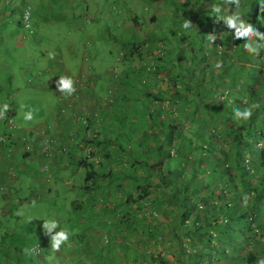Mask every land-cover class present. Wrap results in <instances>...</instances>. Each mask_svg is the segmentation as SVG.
<instances>
[{
	"label": "trees",
	"instance_id": "1",
	"mask_svg": "<svg viewBox=\"0 0 264 264\" xmlns=\"http://www.w3.org/2000/svg\"><path fill=\"white\" fill-rule=\"evenodd\" d=\"M192 1L188 9L193 12L177 11L179 20L192 22L190 28L176 31L173 38L164 34L131 42L123 54V60L131 61L128 78L137 72L134 60L157 78L156 87L140 81V96L125 93L114 101L122 110L131 99L143 105L149 99V108L157 105L160 115L155 109L145 113L153 123L150 136L144 131L138 144L125 143L123 126L71 165L86 168L80 187L88 195L74 200L72 208L87 212L88 223L103 231L100 237L95 232L94 244L84 251L87 256L106 253L98 248L104 235L122 238L126 245L142 228L154 240L155 225L163 228L162 243L173 260L157 247L152 264H257L264 258V49L259 55L249 53L243 47L247 41L236 39L234 30L217 21L218 15L239 13L264 33V0H239L238 5ZM215 6L221 8L219 14ZM210 34L216 36L214 42ZM253 104L258 107L250 119L234 118V108ZM119 118L123 122L115 113V123ZM51 153L43 155L47 159Z\"/></svg>",
	"mask_w": 264,
	"mask_h": 264
},
{
	"label": "rangeland",
	"instance_id": "2",
	"mask_svg": "<svg viewBox=\"0 0 264 264\" xmlns=\"http://www.w3.org/2000/svg\"><path fill=\"white\" fill-rule=\"evenodd\" d=\"M193 4L192 0H169V3L164 0H0L2 106L5 103L10 105L16 123L20 119L25 122V125L22 123L24 126H33L41 115L39 122L48 124L56 103H60L59 116H62L67 113L69 98H72L59 92L56 82L61 76L76 78L83 74L93 78L92 85V78L90 80L91 95L95 92L96 98H104L106 92L105 98L109 92L113 101L125 93L131 96L138 93L140 96V81L147 79L149 86L154 87L153 81L157 78L149 72V67L138 60L131 63L133 66L140 63L137 72L127 77L131 61L123 60L124 52L130 48L126 45L164 34L173 38L176 31L184 32V21L177 18V11L178 8L184 9L190 14L193 11L188 8ZM27 18L30 24H27ZM49 53L54 58H49ZM137 101L131 99L129 104L123 105V122L119 118L115 126L98 128L101 130L100 140L123 131V126L125 135L121 140L125 143L134 145L144 131L150 136L153 123L145 113L155 109L160 115L159 107L154 105L149 108V99L143 100L144 105L140 99ZM30 109L38 111L32 121H25L24 114ZM4 125L0 122V132ZM77 128L76 138L67 126L57 134H61L59 138L64 148L57 153V159L63 155L67 166H62L63 160L59 163L51 154L47 159L45 157L48 161L45 170L39 165L41 158H35L33 166L37 169H28L27 163L20 167L17 178L10 175L4 182L0 181V264H75L78 258L82 259L77 264H152L149 261L153 254L156 255L157 247L173 260V254L162 243L163 228L155 229V225L151 228L157 235L154 240L147 236L150 234L148 230L141 228L130 235L126 245L122 238L110 240L104 235L98 247L104 248V255L95 253L87 256L84 253L88 244H94L95 232L100 237L103 231L88 223L87 212L72 208L74 200L88 196L80 187L86 180V168L71 166L74 158L87 156L90 149L81 148L78 143H85V137H90L95 150L97 142L94 128L90 132L83 131L81 125ZM68 142L72 143L68 145ZM105 145L103 142L100 146ZM15 158L23 160L18 155ZM95 166L98 169L99 166ZM120 168L129 170L123 165ZM49 219L59 223L54 232L61 228L71 232L69 242L62 245L59 251L52 250L51 235H46L43 229L45 220ZM25 249L36 251L29 255ZM81 252L85 257L81 256Z\"/></svg>",
	"mask_w": 264,
	"mask_h": 264
},
{
	"label": "crops",
	"instance_id": "3",
	"mask_svg": "<svg viewBox=\"0 0 264 264\" xmlns=\"http://www.w3.org/2000/svg\"><path fill=\"white\" fill-rule=\"evenodd\" d=\"M68 70V69H67ZM70 73V69L68 70ZM89 76V75H88ZM75 80V87H76V92L71 95L72 98H69V102L67 105V113L63 114L62 116H59V109H60V103H56L54 115L51 118V122H47L48 124L41 123L40 118L41 115H39L38 118V123L33 124V126H30L29 124L25 125V122H22L20 119L16 122V125L18 127V130L16 129H10L7 127V125H4V128L2 132H0V135H7V140L5 142V145L3 147L2 151V157L0 158V176L1 179L0 181H5L7 178H9L10 175L11 177L17 178L19 176L20 172V167H23L24 165L29 164V168H35L33 166V161H35V158H41L40 160V167L42 170H45V157L43 155L44 152H48L50 150L49 148L52 149V155H55V158L57 159V153L61 150H64L61 144V140L59 138L58 132L61 133V129L64 126L70 127V129L74 132L73 136L76 138L78 136V125H81L83 127V131L85 132H90L94 128V132L98 134V137L100 135L101 130L98 129L99 127H105V126H115V119L114 115L115 113L120 115L122 114V109L121 105H118L112 100L113 98L111 95L106 97L107 92L104 95V98L98 97L96 98L95 92H93V95H91V86H90V80L91 76H89V79L87 80L89 83L88 87L84 88L82 87L78 81L77 78L72 77ZM91 85L93 84L94 80L92 78L91 80ZM86 84V83H85ZM78 93L81 95L78 96ZM98 93V92H97ZM69 97V96H67ZM59 100V99H58ZM121 100V99H120ZM113 101V102H112ZM115 103V105L111 104ZM1 103V102H0ZM16 101L14 102V104ZM119 103H121L119 101ZM2 105V104H1ZM3 107V106H2ZM116 109V111H114ZM11 116L14 118V114L11 110H9ZM101 115V116H99ZM122 116V115H121ZM94 117L96 120H94ZM83 119V121H81ZM85 119V120H84ZM15 120V118H14ZM16 121V120H15ZM107 122H109L107 124ZM24 123V125L22 124ZM87 128V129H86ZM38 129H41L40 131H37ZM55 131L53 134L52 132ZM36 131V133H34ZM15 132H17V137L14 138ZM19 138H23L22 140L16 142ZM79 140V139H77ZM97 141L100 140L96 139ZM26 141L28 144H30V151L27 153L24 152V145H26ZM52 141L50 144L49 142ZM24 145L22 146V144ZM87 144H91L92 142L88 141L85 142ZM89 146V145H88ZM78 147V146H76ZM95 149H98L96 146ZM6 152H9V156L6 155ZM21 153L20 154H17ZM18 155L20 158H23V160H18L15 158V156ZM62 158L57 159L59 163H63L62 166L66 165V161ZM11 161V162H10ZM44 165H42V164ZM37 163H35L36 165ZM48 165V164H47ZM37 166V165H36ZM37 169V168H35ZM27 169H23V171Z\"/></svg>",
	"mask_w": 264,
	"mask_h": 264
},
{
	"label": "clouds",
	"instance_id": "4",
	"mask_svg": "<svg viewBox=\"0 0 264 264\" xmlns=\"http://www.w3.org/2000/svg\"><path fill=\"white\" fill-rule=\"evenodd\" d=\"M229 2L236 3L238 5L239 0H229ZM262 10H264V5H262ZM213 11L217 14L221 12V8L218 6H215L213 8ZM223 20L224 23L227 25L229 29H232L235 31V38L240 39L244 38L247 42L243 45L244 49L247 50L249 53H255L259 55L260 49H264V33L259 31L254 25L251 23H246L243 20L240 19L239 13H235L232 15H218L217 21ZM192 26V22L190 20H185L183 27L185 29L190 28ZM209 39L214 42L216 40V36L214 34L208 35ZM257 39H253V38ZM49 58H54V55L52 53H49ZM147 65H151L148 62ZM137 66V65H135ZM78 83L82 87H88V79L89 76H85L83 74L82 77H76ZM75 80L71 76H61L60 79L56 82L57 89L59 92L71 96L76 92L75 87ZM86 83V84H85ZM147 86V85H146ZM110 95V93H109ZM113 100V99H112ZM113 102V101H112ZM110 102L111 104H113ZM126 103V102H125ZM258 107L257 104H253L250 107H246L244 109L240 108H234V118L237 120H248L251 118L253 114V109ZM10 110V105L5 103L2 108H0V118H5L6 113H8ZM38 111V109H30L24 114V120L25 121H32L34 119L35 112ZM120 114V113H119ZM14 119V118H13ZM85 120V119H84ZM15 122V120H14ZM16 124V123H15ZM98 136V134L95 133V138ZM86 141H90L91 138L85 137ZM52 141L49 142V144ZM26 144L28 142L26 141ZM24 143L22 144V146ZM91 145V144H88ZM92 146V145H91ZM90 147V146H89ZM51 151L52 149L49 148ZM93 148H90L88 150V155L91 153V150ZM24 152H28L23 150ZM11 162V161H10ZM245 204L247 203V196L244 198ZM33 205H35V202H33ZM22 214V213H18ZM59 227V223L55 219H49L45 220L43 224V229L46 235H51V247L53 251H59L61 246L68 243L70 240L71 232L67 228H61L59 231H55ZM54 233V234H53ZM25 251L32 255L36 250L35 249H25ZM257 264H264V258H261L258 260Z\"/></svg>",
	"mask_w": 264,
	"mask_h": 264
},
{
	"label": "built area",
	"instance_id": "5",
	"mask_svg": "<svg viewBox=\"0 0 264 264\" xmlns=\"http://www.w3.org/2000/svg\"><path fill=\"white\" fill-rule=\"evenodd\" d=\"M0 108H2L1 103H0ZM2 121H6L10 129L18 130V127L15 124L14 119L11 116L10 112L6 113L5 118H0V122ZM16 137H17V132H15V135H14V138ZM6 140H7V137L5 135H0V158L2 157V151H3V147L5 145ZM30 146H31L30 144L24 145V150L30 151ZM6 155L9 156V152H6Z\"/></svg>",
	"mask_w": 264,
	"mask_h": 264
}]
</instances>
